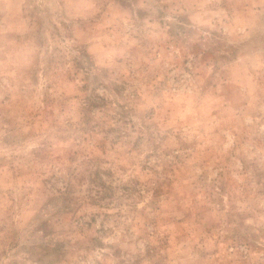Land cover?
Segmentation results:
<instances>
[{
    "label": "rangeland",
    "instance_id": "374dc122",
    "mask_svg": "<svg viewBox=\"0 0 264 264\" xmlns=\"http://www.w3.org/2000/svg\"><path fill=\"white\" fill-rule=\"evenodd\" d=\"M0 264H264V0H0Z\"/></svg>",
    "mask_w": 264,
    "mask_h": 264
}]
</instances>
